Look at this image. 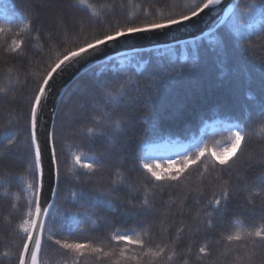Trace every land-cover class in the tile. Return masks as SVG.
I'll return each mask as SVG.
<instances>
[{
	"label": "snow or ice",
	"instance_id": "1",
	"mask_svg": "<svg viewBox=\"0 0 264 264\" xmlns=\"http://www.w3.org/2000/svg\"><path fill=\"white\" fill-rule=\"evenodd\" d=\"M224 3L222 0H200L199 3L189 0L183 5L174 3L171 7L180 10L168 15L159 9L155 13L145 9L146 17L151 19L136 23L125 18L123 21L116 20L108 28H99L95 23L85 21L79 15L78 5L72 0H42L39 6L25 7L22 11L16 10L15 5L9 6L8 0L0 3V21L11 26L14 22L23 23L27 19L38 34L44 33L47 28L45 34L49 40L56 41L52 48L65 45L54 58L48 56L39 61L43 67L34 74L31 85L24 89L26 96L16 92L17 86L25 83L18 77L14 79L9 76L7 87L0 88V115L8 117L0 123V164L7 168L9 164L14 167L17 162H22L26 165L25 171L33 177L31 183L20 188L27 197L26 210L16 204L10 206L13 213H19L15 217L18 223L13 226L9 219L0 225V231L6 236L15 234L19 229L22 250L16 258L17 264H38L42 234L50 219L54 230H48L47 239L51 241L57 234L75 235L82 230L81 225L89 221L98 226L103 218L94 220L92 216L102 207L113 214L121 208L127 209L122 213V220L115 215L107 220L109 227L116 223L128 225L129 222L131 226L116 227L109 233V250L105 249L103 242L94 239H54L55 245L65 252L64 264H82V258H90L94 264H165V257L168 261L175 259L177 264H193L194 255L196 259L213 255L210 242L199 247L196 253L191 245L181 248V234L189 226L186 221L191 218L195 224L189 235L208 237L213 229L221 226L229 206L239 199L241 189L224 181L218 189L213 188L211 196L201 203L208 188L186 184L185 181L191 170L205 161L211 162L212 170H216L217 166L221 172L233 168L248 146L249 131L246 129L251 127V109L247 105L243 108L236 105L219 106L222 111L218 110L217 115L231 121L226 125L229 135L223 146L209 147L202 138L188 145L181 144L179 140L172 139L174 135H179L173 131V126L181 122L190 123L197 118L203 120L204 113L198 112L197 107L206 105L208 96H193L187 101L190 107L179 105L169 111L159 100L162 86L170 79L168 72L161 73L155 67L149 71L152 64L150 59L133 64L138 54L121 58L122 54L105 55V51L110 44L133 38L134 34H158L161 30L167 32L173 27L187 26L186 22L191 23L193 18H199L206 11L219 15ZM213 5L218 7L213 8ZM238 8L239 4L230 5L216 25L218 48L200 51L194 45V62L170 71L183 75L186 70L187 78L194 79L205 58L226 63L237 57L252 58L251 54L257 46L264 48V0H255L237 11ZM85 28L88 30L85 31ZM61 29L65 30V34L68 30L76 33L72 46H68L67 39L60 35ZM2 31L4 28L0 26ZM17 35L19 39L13 38L3 48L4 57L24 56L26 41L23 29ZM253 36L262 42L254 44ZM153 51L156 59L160 60L172 49L157 48ZM114 60L116 63H113ZM98 62L103 63L106 70L93 73L91 79H83V68ZM245 68L246 65L238 64L234 72L238 75ZM73 81L77 83L69 99L75 97L79 111L72 117L71 123L79 125V128H74L72 135L82 145L89 147L91 154L81 152L73 155L74 164L84 169L75 177V182L82 187L70 190V200L76 210L66 208L57 219L52 209L56 207L55 201L62 191V183L67 180L66 176L61 175L60 155L67 127L61 93ZM228 91L234 95L235 87ZM248 100L254 101L255 110L264 117V73L258 81L256 95L249 94ZM141 103L150 110L144 117H139L134 111ZM17 106L20 107L19 111ZM96 145L104 150L97 153ZM162 148L171 151V155H161ZM165 159L166 163L163 162ZM117 163L119 167L109 172ZM245 164L246 167L241 165L243 175H238V183L248 184V175L257 168L264 170V151ZM121 167L128 173L138 174L136 184L120 170ZM100 172H109L111 180L98 177ZM210 174V171L202 173ZM15 178L16 174L9 170L4 182L11 184ZM46 178L47 198L44 196ZM105 183L107 187L102 190ZM89 185L101 187L88 188ZM165 187L170 194H182L178 213L172 215L178 214L183 219L176 227V239L171 243L164 240L157 243L144 237L149 229L157 224L162 225L170 217L168 212L156 206L155 201L150 203L148 197L150 192L155 193V189L163 191ZM249 187L255 188L256 194L264 193V171L256 176ZM140 188L144 190V199L134 203L133 193ZM189 197L200 205L195 208L194 216L191 206L185 208ZM247 204L251 205L252 201H247ZM261 211L264 212V205ZM260 220L259 226L254 225L251 229L226 236L227 242L232 245L225 256L227 264H264V215ZM172 224L175 225L174 220ZM37 230L40 234H37ZM3 255L7 256L8 253Z\"/></svg>",
	"mask_w": 264,
	"mask_h": 264
},
{
	"label": "trees",
	"instance_id": "2",
	"mask_svg": "<svg viewBox=\"0 0 264 264\" xmlns=\"http://www.w3.org/2000/svg\"><path fill=\"white\" fill-rule=\"evenodd\" d=\"M3 0H0L2 3ZM42 0H8L9 6L15 5L16 10L22 11L25 7L35 8L41 4ZM79 7V15L89 21L95 23L99 28H108L114 24L116 20L123 21L125 18L134 20L136 23H142L146 19L145 9L148 12L155 13L159 9L164 15H168L171 12H178L179 8L171 7L172 4H185L189 0H72ZM197 3L200 0H196ZM255 0H240L239 8L243 9L247 7L249 3H253ZM102 21V23H99ZM25 25H28L25 27ZM0 26L4 28V31L0 32V88H6L8 84L9 76L12 78H19L25 83L18 85L16 92L18 95L26 96V89L34 79V74L40 71L43 65H39L41 59H46L48 56L55 57L56 53L64 47L61 44L59 48H52L51 45L55 44V39L49 40L47 28L44 29V33L38 34L35 30V26L31 25L26 19L23 23L14 22L11 26L0 21ZM10 28V30H9ZM23 29V35L26 41L24 56L17 57H4L3 48L10 44L13 38L19 39L17 35ZM88 29L85 28V31ZM60 35L67 39L68 46H72V41L76 39V33L68 30L65 34V30H60ZM55 36V33L53 34ZM219 38V32L215 28L210 34L195 40H190L180 44L171 46L160 47L159 49H172L162 59L157 60L154 55V49L136 51L130 55H135L133 64H138L140 60L150 59L152 64L149 66V71L153 67L157 68L161 73L168 72L170 79L167 80L166 85L162 86L160 91L159 100L162 105L168 107V110L176 108L179 105L190 107L187 101L193 96L207 95L208 103L203 106H198L197 111L204 113V119L199 118L193 120L190 123L181 122L179 125L173 126V131L179 133L174 135L172 139H176L182 142L191 144L194 140L202 138L209 147H216L220 144L226 143L228 138V131L223 130L225 124L230 123V120L225 119L223 116L217 115V111H222L219 106L236 105L239 108H243L247 105L251 109V127L246 129L249 131L248 146L244 154L240 157V160L233 165L230 171L221 172L217 166L216 170L211 169V162L205 161L199 166L194 167L193 170L188 174L185 183L193 186H205L208 188V192L204 197V203L210 196L213 188L219 187L224 181H229L235 187H239V199L234 201L229 206V211L226 216L223 217L220 227L212 230L208 237H204L198 234L189 235L192 229L195 228L194 222L189 218L186 224L184 232L181 234V248L188 245L193 247V252L196 253L199 247L209 243L211 244V250L213 255L211 257H204L196 259L193 256V264H227L225 256L227 250L232 245L226 240L228 234H234L237 231H244L253 228V226H259L262 222L260 217L264 215L261 211L262 205H264V193L256 194V189L249 187L250 184L255 182L256 176H258L262 169H255L250 175L246 177L248 184L238 183V175H243V169L241 165L247 166L245 162H251L258 157V154L264 151V117H261L254 107V101H249V94L255 96L257 90V84L264 73V48L258 46L254 49L251 56L252 58H240L237 57L226 63L213 58H205L200 63V70L194 79L187 78V71L185 70L183 75L178 74V71H170L171 69L179 70L181 65H191L193 61L194 45L198 47L200 51H209L219 47L217 40ZM252 42L259 45L262 41L257 40V37H252ZM157 49V48H155ZM186 57V59H185ZM7 61V62H5ZM113 63H116L114 60ZM238 64L246 65L245 70L240 71L238 75L235 74L234 69ZM105 69L103 63L97 64L90 69L86 70L82 74V78L85 80L91 79L92 74ZM130 71H133L130 68ZM103 77H101L102 79ZM142 79L141 77H137ZM76 81H73L67 91L62 97L63 108L65 109V123L67 125L65 129V139L63 143V152L60 155L61 159V175L67 177V180L62 183V191L59 197L56 199V207L52 209V213L57 215L63 213L66 208L71 207L73 211L76 210L75 205L70 200V190H79L82 185L75 182V177L80 175L84 169L78 168L74 164L73 155L81 152L91 154L89 147L82 145L79 140L75 139L72 135L74 128H79V125H73L71 123L72 117L77 114L79 107L76 103L75 97L69 99L72 94ZM235 87V94L229 93V89ZM12 93L10 92L9 95ZM2 95V94H0ZM20 107L17 106V111ZM134 111L139 117H144L149 113V108L146 104H138ZM218 117V118H217ZM8 117L0 115V123H3ZM214 125L219 129L210 131L207 121H213ZM203 128V129H202ZM202 129V131H201ZM135 135H139L136 133ZM135 139L133 138V143ZM106 147V146H105ZM100 145L95 146L97 153L103 151ZM116 167H119V163L115 164L109 169V172H114ZM26 165L22 162H17L13 167L11 164L6 168L0 164V225H3L6 220L11 219L13 226L18 223L15 217L19 216V213H13L11 205L16 204L23 210H26V199L27 197L20 191V188L27 183L32 182V175L30 172L25 171ZM11 170L16 174V178L11 184L4 182L5 174ZM120 170L125 172L128 179L136 184L137 173H128L124 167ZM206 171H210V175H202ZM109 172H100L99 176H103L106 181L111 180ZM101 187L100 185H89L88 188ZM107 187V183L102 186ZM150 187V186H149ZM180 193H171L167 187L161 191L160 188L155 189V193L149 194V202L155 201L157 207L162 211L169 213V220H166L162 225L157 224L155 228L148 230V235L145 239H152L159 243L161 240L164 242L171 243L173 239H176V227L179 226V222L183 217L178 214L180 199ZM134 203H139L144 199V190L140 188L138 192L133 193ZM251 200L252 204H247V201ZM116 206V205H114ZM189 206L192 207V215H195V208L200 205L195 204L191 197L188 198V204L185 205L187 209ZM127 209L121 208L119 212L113 214L111 210L102 207L96 211L92 216V219L103 218L99 220V225L95 226L90 221L81 225V229L76 232L73 236H67V234H57L54 239L69 240L79 239L81 241L86 239H94L96 242H103L105 249L109 250L111 245L109 244V233L116 227L131 226V222L128 225L122 223L113 224L111 227L108 226L107 220L113 219V215L118 220H122V213ZM175 221V225L172 221ZM49 229L54 230V225L51 219L45 226V231L42 237V247L39 255L38 264H64L65 252L60 249L58 245H55L54 239L48 240ZM22 236L19 229L16 230L15 234L9 233L7 236L3 231H0V264H17L16 258L19 251L22 250ZM4 253H8L4 256ZM94 264L90 258H82V264ZM165 264H177L175 259L168 261L165 257Z\"/></svg>",
	"mask_w": 264,
	"mask_h": 264
},
{
	"label": "water",
	"instance_id": "3",
	"mask_svg": "<svg viewBox=\"0 0 264 264\" xmlns=\"http://www.w3.org/2000/svg\"><path fill=\"white\" fill-rule=\"evenodd\" d=\"M240 0H227V3H224V9L219 13L216 12H205L199 18H193L191 23H187V26L181 27H173L171 31H163L161 30L158 34H134L133 38L127 40H121L117 44H110L105 51V55H113L117 54H128L136 51H143L149 49L160 48L164 46H171L175 44H180L183 42H187L190 40H195L202 38L208 34H210L215 28L219 21L224 17V12L228 11V8L232 4H237ZM213 8H217L218 6L213 5ZM97 64H100L98 62ZM95 64V65H97ZM91 65L88 67H84L82 74L95 66ZM72 84V83H71ZM63 90L61 93V97L65 94L69 86ZM45 165H47V160H45ZM48 181L45 179V198L48 197ZM37 234H40L37 230ZM43 237V234H42ZM40 255V254H39ZM39 263V256H38Z\"/></svg>",
	"mask_w": 264,
	"mask_h": 264
},
{
	"label": "rangeland",
	"instance_id": "4",
	"mask_svg": "<svg viewBox=\"0 0 264 264\" xmlns=\"http://www.w3.org/2000/svg\"><path fill=\"white\" fill-rule=\"evenodd\" d=\"M123 56H128V57H130V55H123ZM123 56H121V58H123ZM217 118H218V117H217ZM217 118L214 119L213 121H210V122L206 120V123H207V125L209 126V130H210V131H214V130L219 129L218 127H216V126L214 125V122L217 121ZM226 125H227V124H225V126L223 127V130H226ZM202 129H203V128H202ZM202 129H201V131H202ZM179 142H180L181 144L188 145L187 142H182V141H179ZM224 144H225V143L220 144L219 146H223ZM165 153H167V155H171V151L162 148L160 154H161V155H165ZM157 162H161V161L158 160ZM163 162L166 163V159H165Z\"/></svg>",
	"mask_w": 264,
	"mask_h": 264
}]
</instances>
